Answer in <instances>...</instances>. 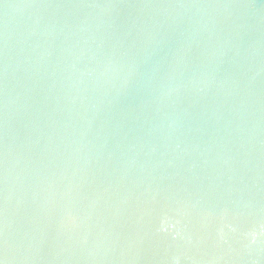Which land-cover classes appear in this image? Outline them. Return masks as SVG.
I'll list each match as a JSON object with an SVG mask.
<instances>
[{"label":"water","instance_id":"obj_1","mask_svg":"<svg viewBox=\"0 0 264 264\" xmlns=\"http://www.w3.org/2000/svg\"><path fill=\"white\" fill-rule=\"evenodd\" d=\"M0 264H264V0H0Z\"/></svg>","mask_w":264,"mask_h":264}]
</instances>
